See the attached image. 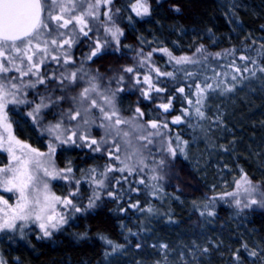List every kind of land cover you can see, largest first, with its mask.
Listing matches in <instances>:
<instances>
[{
	"label": "rangeland",
	"instance_id": "obj_1",
	"mask_svg": "<svg viewBox=\"0 0 264 264\" xmlns=\"http://www.w3.org/2000/svg\"><path fill=\"white\" fill-rule=\"evenodd\" d=\"M153 1L162 0H148L150 9ZM219 1L230 20L236 7L245 4L243 0ZM74 2L77 5L76 9L63 13L65 19L78 15L87 7L88 2L95 3V0H74ZM133 3L135 0H113L111 5L101 3L97 18L86 17L87 26L84 30L88 32L87 36L79 31L80 26L75 25V22L67 28H58L56 21L47 19L46 11L44 18L49 24V29L44 30V35L39 41L33 40V45L40 43L43 49L45 46L43 41L46 39L49 41L48 51L46 53L36 51L33 47L28 53L33 55L35 52L31 63L39 66L23 77L14 68L8 73L0 74L5 84L12 82L20 85L17 98L25 101L9 104L5 109L13 134L23 143L45 154L49 151V145H53L55 152L50 158L51 165L58 171L68 167L72 169L71 173H62L68 176L67 180L60 177L45 178L50 191L57 196L68 197L71 192L77 193L70 198L75 207L80 208L81 211H75L72 206L57 204V213L63 215L67 223L78 213L96 207L101 197L111 198L112 195L109 196V193L115 194L123 188L134 190L146 183L155 191L158 190L154 195L160 199V204L163 206H168L172 202L180 204L182 200L177 197V193L185 192V188H193V195L208 197L215 203L223 202L224 206L237 213L264 212V172L260 170L263 162L259 159L257 161L255 156L245 157L239 149L236 136V129L240 127L239 123L244 120L245 115L264 108V74L259 72L245 79L228 74L224 84L209 89L202 123L196 128L194 137L183 152L171 137L173 129L169 121L174 118L170 115L166 116L165 113L160 120L147 119V113L135 106L132 101L138 96L140 98L144 96L146 100L152 101V94L161 89L152 82L151 75L166 72L157 66L158 62L155 58L152 59L155 50L150 48L151 40L142 39L143 48L125 40L127 28L124 24H129L127 26L129 27L135 18L143 17L136 16L131 10ZM117 9L120 11L117 12ZM106 11L112 16L111 21L104 15ZM52 14H60L59 8L57 7ZM113 26L119 27L123 32V35L118 36V42L104 30L105 27ZM59 33H63V36ZM53 38L57 40L55 45L50 43ZM68 39L72 40L71 45L64 44ZM97 40L103 46L96 56L88 59ZM197 49L200 51L198 52ZM156 52L164 53L162 55H166L168 59L172 58L168 52L161 49ZM149 53H151L150 57ZM207 54L210 53L206 48L198 44L193 51L182 53L175 58L187 56L195 62L200 57H207ZM12 55L17 56L16 65L27 71L30 62L26 57L21 63L19 54L12 53ZM6 66L11 67L7 64ZM126 68H133V72H126ZM73 73L76 74L75 79H72ZM146 76L150 83L145 81ZM13 77L16 79L12 80ZM41 78L44 83L37 82ZM93 83L97 85V91H92L87 98H82L83 89L89 88ZM33 84L35 87L29 86ZM51 86L52 90L48 91ZM145 92L147 96L144 95ZM104 96L112 100L111 105L105 102ZM93 100L96 101V107L91 106ZM160 102L158 108L162 105ZM37 104L47 106L42 107L36 114L34 109ZM101 108L109 113L115 110L120 119L128 120L130 123L114 126L115 117L112 121L105 120ZM85 109L88 111L85 112ZM136 109H139L143 115L137 113ZM159 109L166 112L161 107ZM77 111L81 115L75 120L70 119V115H75ZM29 113H33L36 119L34 120ZM84 120L88 123L85 124ZM58 122L61 123V129L56 134L60 139L56 140L49 128ZM151 122H156L159 125L158 129L151 128ZM27 124L31 125V129L35 130L38 136L33 138V143L28 141L32 135ZM14 127L19 128L25 138L18 137ZM117 129L120 135L116 134ZM73 132L76 135L73 136ZM124 132H128L129 135L125 137ZM157 132L159 135L156 134ZM149 133L153 135L149 136ZM141 135L148 136L151 143L140 140L138 137ZM92 140L97 143L91 144ZM117 147L119 151L116 150ZM169 148L175 151V156L168 150ZM254 149L257 155L259 147ZM4 154L6 157H3ZM78 157H81L79 160L82 162L87 158L93 162L86 166L80 165L75 162ZM43 159L49 158L46 155ZM247 160L251 161V166L248 165ZM97 161L102 162L101 167L97 165ZM7 165H9L8 153L0 150V167ZM122 167L125 168L123 172L117 170ZM184 167L187 172L184 171ZM129 168H134L135 171L129 174ZM107 169L113 170L107 171ZM38 175L42 176V173ZM245 178L249 183L244 182ZM101 179L104 180L103 186L95 183L96 180ZM76 181H79V184ZM162 188L166 190L163 191ZM246 188L252 190L245 191ZM193 195L192 197H195ZM0 196L8 200L11 205H15L18 199V193L5 192L3 188H0ZM95 196L99 198L95 199L94 206L88 207L90 199ZM237 200L240 201L239 204L236 203ZM252 200H256L257 203L252 204ZM245 205L249 206L245 207ZM2 207L3 205L0 204V208ZM200 220L199 225L202 229H198L195 236L191 233L187 234L186 240V237L182 236V238H172L170 241L161 237L151 238L143 247L140 246L142 251L137 253L138 257H130L117 264H211L212 261L224 258L226 255L224 256L223 251L226 249L234 252L233 240L227 242L223 239L220 231L222 225L218 216L211 218L204 215ZM210 220L213 223H209ZM16 223V228L0 231V260H3L4 264H25L17 248L26 246L31 248V235L46 239L65 224L59 225L56 229L49 228L51 234L44 236L37 221ZM207 229L212 233H208ZM248 244L250 252L256 253V255H248V264H256L258 259L264 264V245L252 239L248 240Z\"/></svg>",
	"mask_w": 264,
	"mask_h": 264
},
{
	"label": "trees",
	"instance_id": "obj_2",
	"mask_svg": "<svg viewBox=\"0 0 264 264\" xmlns=\"http://www.w3.org/2000/svg\"><path fill=\"white\" fill-rule=\"evenodd\" d=\"M242 2L245 4L236 7L230 20L219 0L153 1L150 14L135 18L129 27V24H124L127 28L125 40L136 47H142V39L151 40L150 48L155 50L152 59L155 58L157 66L166 71L151 75L152 82L161 89L152 94V101L144 96L132 101L147 113V119L153 121L160 120L165 113L171 118L181 117L179 123H174V120L169 123H172L173 142L183 152L202 123L203 115L196 110L199 108L200 113L205 110L209 93L206 85L213 88L224 84L228 74L244 79L259 72L264 74V0ZM198 44L210 53L207 57L180 64L173 59L193 51ZM158 49H167L172 58H166L162 52L157 53ZM242 56L247 59H241ZM158 102L170 104L169 109L161 111ZM239 125L236 136L241 153L245 157L255 156L257 161L263 162L260 170L264 172V108L246 114ZM27 127L32 137L26 140L33 143V138L38 136L31 125L27 124ZM15 133L25 138L19 128H15ZM255 147H259L257 155ZM80 158L75 159L77 164L86 166L93 162L89 158L82 162ZM248 162L251 166V161ZM96 163L101 167L102 162ZM184 171L187 172L185 167ZM118 191L112 193L111 198L101 197L96 207L78 213L50 237L43 239L31 235V248H17L25 264H117L136 257L151 238L161 237L170 241L182 236L186 240L187 234L191 233L195 236L197 230L202 229L199 221L204 215L218 216L223 239L227 242L233 240L234 252L226 249L223 251L226 256L211 264H248L247 257L251 255L248 240L264 245V212L237 213L224 206L223 202L215 203L208 197L202 196L201 199L193 195V188L177 193L182 200L180 204L172 202L168 206L160 204V199L154 195L158 190L155 191L148 183L134 190L123 188ZM209 223L213 222L210 220ZM207 232L212 233L209 229ZM109 240L111 244L107 243ZM116 245L120 247L113 251ZM137 245L142 246L138 248ZM256 264L263 263L258 259Z\"/></svg>",
	"mask_w": 264,
	"mask_h": 264
},
{
	"label": "snow or ice",
	"instance_id": "obj_3",
	"mask_svg": "<svg viewBox=\"0 0 264 264\" xmlns=\"http://www.w3.org/2000/svg\"><path fill=\"white\" fill-rule=\"evenodd\" d=\"M113 0H95V3L88 2L87 7L84 8L78 15H72L70 19H65L63 13L72 12L76 9L77 5L74 0H0V74L8 73L11 70H14L20 74L21 77L27 76L32 69L37 68L39 65L36 63H31L33 60V55H29V51L35 48L36 51L47 52L48 40H44V47L41 48L40 43L33 45V40H40L44 35V30L49 29V24L44 18V14L47 11V19L50 21H56L58 28H67L70 24L75 22V25H79V31L83 33L84 36L88 35L84 29L87 26L86 17L97 18L98 10L103 3L104 5H111ZM59 8V13L53 15L52 12ZM131 10L135 13L136 16H145L150 14V6L148 0H135V3L131 4ZM117 12L120 10L117 9ZM178 11V9H177ZM104 15L108 18L109 21L112 20V16L109 12H105ZM105 32L109 33L113 39H116L118 42V36L123 35V32L119 27H105ZM91 31V29H89ZM63 36V33H59ZM51 44H57L56 39L50 41ZM72 40L68 39L64 41V44L71 45ZM107 43V42H105ZM103 45L100 41L97 40L94 50L91 52L88 59H91L93 56H96L100 52ZM163 51H167L164 49ZM199 52L200 49H197ZM7 53V54H6ZM12 53L19 54V59L23 63L24 58L30 62V67L27 71L21 69V67L16 65V55ZM169 55H171L169 53ZM219 55V53H217ZM151 56V53L148 54ZM56 59V57H53ZM177 64L184 62H192L191 59L187 56L175 58ZM241 59H247L246 57H241ZM67 62V61H66ZM143 64V61H141ZM11 65V67L6 66ZM248 69L245 68V71ZM126 72H133V68H126ZM239 71V69H237ZM264 71V69H262ZM75 73L72 74V79H75ZM167 75H172V73H167ZM15 80L16 78H11ZM122 79V78H121ZM145 81L150 83L149 78L146 76ZM38 83H44V80L41 78L37 81ZM139 83V81H137ZM35 87V85H29ZM207 88H212V85H206ZM203 92V89H199ZM92 91H97V85L91 84L89 88H84L81 92L82 98H87L88 94ZM158 91H160L158 89ZM180 92H183L184 89H179ZM20 93V85L17 83L9 82L5 84L3 82V77H0V150L6 151L9 156V165L5 167H0V188H3L5 192H16L18 193V199L15 205L9 204L8 200H5L0 196V204L3 205L0 208V231L11 230L17 227V221H37L39 222V228L42 230L44 236H49L51 233L48 230L56 229L59 225L65 223L63 215H60L56 211L57 204H61L65 207L72 206L75 211H81L80 208L75 207L73 201L70 197L76 196V192L69 193L68 197H60L52 193L49 189V184L45 178L56 179L60 177L67 180V175H62V173H71V167L62 170H56L55 167L51 165L50 158L55 152V147L49 145V151L47 154L39 152L36 149L31 148L29 145L20 141L12 132V125L8 120V115L5 109L9 104H19L24 103L25 101L18 99ZM147 96V93H144ZM103 99L109 105L112 104V100L104 96ZM199 103V101H198ZM44 104H37L34 113L38 114L42 107H46ZM92 107H96V101L91 102ZM165 111L170 107V104L160 105ZM88 109H85L87 112ZM104 114V119L112 121L115 117L114 126H119L121 124H129L130 121L122 120L119 118L118 113L113 110L111 113L105 112L103 108L100 109ZM197 113H200L199 108H197ZM137 113H140L139 109H136ZM30 116H33V119H36V116L33 113H29ZM81 113L77 111L75 115H70V119L75 120L77 116H80ZM142 116L143 113H140ZM181 117L177 116L174 118V123H179ZM84 123L87 124L88 121L84 120ZM151 128L158 129L159 125L156 122H151ZM167 127V125H163ZM61 129V123H56L55 125L50 126L49 131L55 135V139L59 140L60 136L56 133ZM117 135H120L119 130L117 129ZM159 135V132L156 133ZM72 135H76L75 132ZM123 135L127 137L128 132H124ZM153 135L149 133V136ZM84 138V137H82ZM140 140H147L151 143V140L148 139V136H139ZM71 137H69V140ZM67 142V141H64ZM95 140L91 141V144H96ZM97 151L99 148L96 149ZM119 151V147L116 149ZM173 156H175V151L171 148L168 149ZM19 153V155L17 154ZM134 154V153H133ZM48 156L49 159H43L45 156ZM119 159V157H116ZM131 158V157H129ZM123 163V162H122ZM142 163V161H141ZM163 163V161H161ZM127 167V165H125ZM113 169H107V171H112ZM120 172L125 170L124 167L117 169ZM94 171V170H93ZM129 174L135 171L134 168L128 169ZM38 173H42L38 175ZM104 175V174H101ZM246 184L249 183L245 178L244 181ZM79 184V181H76ZM97 185L103 186L104 180H96ZM143 183V181H141ZM252 189H245V191H251ZM109 196L112 193L108 194ZM228 195H233L228 193ZM98 196H95L93 199H90L88 207H93L95 199H98ZM237 204L240 203L239 200L236 201ZM252 204L257 203L256 200L251 201ZM249 205H245L247 207ZM136 207V205H133ZM151 211V209H149ZM211 214V213H210ZM23 227V224H21ZM111 244L112 241H107ZM120 247L119 245L114 246L113 251L116 248ZM139 247V245H137ZM251 255H256L255 252ZM0 264H4L3 260H0Z\"/></svg>",
	"mask_w": 264,
	"mask_h": 264
}]
</instances>
